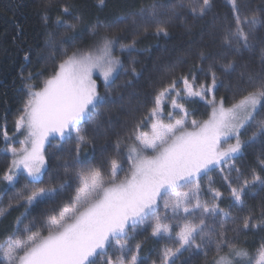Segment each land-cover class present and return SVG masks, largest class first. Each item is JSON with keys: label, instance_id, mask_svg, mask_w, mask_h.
<instances>
[{"label": "snow or ice", "instance_id": "1", "mask_svg": "<svg viewBox=\"0 0 264 264\" xmlns=\"http://www.w3.org/2000/svg\"><path fill=\"white\" fill-rule=\"evenodd\" d=\"M227 3L231 19L220 22L212 13L213 0H180L170 6L153 0L111 23L97 22L91 28L90 43L86 47L74 43L70 54L63 45L76 40L74 34L83 19L73 15L74 4L61 3L56 30L47 33L45 48L37 53L38 58L52 62L51 73L39 86L31 83L35 79L31 72L26 77L21 73L27 98L15 127L27 134L19 148L8 144L12 160L0 177V201L21 178L24 185L13 192L6 206L0 203V217L16 208L24 212L16 218L13 232L0 241V264H146L147 257L141 255L144 241H136L144 232L154 240L174 242V247L162 249L160 264H175L184 251L208 257L213 248L216 255L207 264H251L248 250L229 238L227 225H235L232 231L237 233L264 229V197L255 206L248 204L249 197L255 199L264 191V8L250 9L249 0ZM98 4L103 6L105 0ZM52 6L53 0H41L45 26ZM177 20L189 33L197 23H210V34L222 33L218 50L201 51L193 69L172 76L155 91L148 111L134 120L126 135L117 136L113 153L107 157V171L94 164L85 166L89 157L94 159L97 152L104 157L108 151L112 120L110 115L104 120L99 109L116 103L111 94H101L98 80L107 90L124 68L121 57L137 51V43L149 35L150 28L156 37H169V28ZM129 26L131 42L123 43ZM60 28L63 32L57 36ZM257 47L260 70L242 65L235 84L226 85L217 66L230 77L238 64L236 59L225 63L223 57L243 59L245 53L255 54ZM24 59L30 61V54L26 52ZM135 63L132 60L125 69L133 78L140 75ZM198 73L204 75L203 80ZM132 82L125 81V86ZM221 87L232 92L230 104L227 96L217 99ZM193 98L210 108L207 119H189L194 112L185 104ZM89 122L91 135L83 126ZM3 136L10 141L7 131ZM50 137L59 139L51 144ZM101 137L105 142L98 144ZM46 144L56 159L63 160L52 171L47 167ZM257 144L261 148L258 167L246 173L229 163L243 155L246 147ZM215 168L227 185L231 207L247 210L242 218L221 207L224 193L212 186L211 177V202L201 199V181ZM69 188L73 194L57 203ZM44 202H49V209L30 220L19 235V226L31 210ZM217 218L219 231L208 224ZM255 264H264V244L257 250Z\"/></svg>", "mask_w": 264, "mask_h": 264}, {"label": "trees", "instance_id": "2", "mask_svg": "<svg viewBox=\"0 0 264 264\" xmlns=\"http://www.w3.org/2000/svg\"><path fill=\"white\" fill-rule=\"evenodd\" d=\"M65 0H53V6L48 9L49 22L47 26L42 23L40 4L41 0H0V177L7 170L11 163L10 153L7 151L8 144L4 140L3 133L7 131L9 136L17 135L15 120L23 108L24 101L27 98V91L24 86L25 82L21 79V73L26 77L28 73H32L35 77L31 83L38 86L42 81L51 73L53 64L50 60L40 59L37 53L45 48V39L47 33L56 30L55 20L60 15V5ZM68 3L74 4L73 15H80L83 23L74 34L76 40L66 41L63 48H67L69 54L72 51V46L76 45L86 47L91 41V28L97 22L111 23L117 17L124 14L132 13L139 8L141 4L152 3L153 0H105V4L100 6L98 0H67ZM158 3L172 5L179 3L180 0H156ZM187 2V0H185ZM257 7L264 8V0H249V8L255 9ZM243 11V10H242ZM212 13L216 14L220 22H224V18L231 19L230 6L227 0H213ZM187 21L191 23V16H187ZM70 22H74L71 18L66 17ZM209 18H206V21ZM119 27V26H118ZM142 31V29H141ZM63 32L60 28L57 36ZM154 28L149 29V35L142 37L136 45L137 51L132 55L125 54L122 56L124 61V68L115 76L112 83L107 90L103 83H99V91L101 94H111L116 99V103L107 104L103 109H99L104 113L103 119L107 120L111 116L112 126L107 137V153L101 157L97 152L95 158L89 157L84 161L85 166L96 165L102 167L104 171L108 170L107 157L112 155L117 136L126 135V129L131 126L134 120L146 113L151 107L152 97L155 91L163 84L168 83L172 76L179 77L182 73L189 72L193 66L198 62V57L201 51L205 53H214L219 47V38L222 34L220 31H215L210 23L200 24L197 23L192 31L186 32L185 25L179 20L174 21L169 28L170 35L167 38L156 37L152 35ZM132 39L131 26L125 33L123 43H130ZM61 48L57 53V61L61 58ZM30 54V61L24 59L25 53ZM47 57V53H44ZM259 47H257L255 54L245 53L243 59L224 56L223 62L231 59H236L238 68L237 72L233 73L230 77L222 75V69L217 66V74L221 77L227 85L230 82L235 84L240 66L247 64L248 68L252 71H259ZM135 60V68L140 75L133 78L130 73L125 74V69H128L130 62ZM207 65L205 64V68ZM168 69H173L168 73ZM200 80L204 79L202 73H198ZM132 80L130 86H125V81ZM246 87V85H241ZM221 95L228 97V103L232 102V92L225 91L224 87L220 88L217 93V99ZM189 111L194 112V116L189 119L195 118L197 120L207 119L210 113L203 101L199 98H193L190 102L185 104ZM89 132L92 133L91 122L83 125ZM147 130V129H146ZM251 129H249V134ZM246 138V137H244ZM59 138H51V144H55ZM16 141V140H15ZM104 138L101 137L97 143H104ZM15 145H18L16 142ZM48 153V170L52 171L57 165L62 164L63 160L56 159L53 154L51 145L46 144ZM261 152L260 145H252L245 148L243 155L238 156L234 161L236 167H240L246 173L253 167H258L257 157ZM62 171V170H61ZM123 175V173H121ZM236 173L233 172L232 176L235 177ZM209 177L212 178V186L219 189L224 193V198L220 201L221 207L229 211L231 215L240 216L241 218L246 215L244 212H239L235 207H231L232 201L229 199V190L219 168H215L203 177L201 183L204 187V194L202 200H210V193L208 192ZM47 176H45V181ZM24 185V179L21 178L15 189L9 190L3 195L2 203L7 205L9 197L14 191H19ZM0 187H3L0 183ZM73 194V188L61 194L57 198V203H60L64 198ZM261 197H264V191L259 192L255 199L249 197L248 204L255 206ZM50 207L49 202H44L31 210V215L28 219L23 221L19 226V235H23V227L35 217L40 216L41 213L48 210ZM24 212L23 208H16L10 211L5 217H0V241H3L16 226V218ZM198 223V218L196 220ZM242 224V219L240 221ZM210 227L219 231V219L216 221L208 220ZM235 225L229 223L228 236L233 239L238 247L245 248L250 253L251 264H255L257 258V250L264 244V229L250 230L248 232H234L232 229ZM136 241H144V246L141 252L143 257H147L146 264H152L153 260L160 264V253L164 247H174V242L171 240L161 239L159 241L149 237L148 232H144L136 237ZM136 241H133V246ZM227 252V249H225ZM223 254V253H221ZM215 250L209 252L208 257H205L203 252L195 253L193 251H184L182 255L176 259L175 264H207L213 256Z\"/></svg>", "mask_w": 264, "mask_h": 264}, {"label": "rangeland", "instance_id": "3", "mask_svg": "<svg viewBox=\"0 0 264 264\" xmlns=\"http://www.w3.org/2000/svg\"><path fill=\"white\" fill-rule=\"evenodd\" d=\"M99 83H103V81L102 80H98V85H99ZM104 84V83H103ZM16 134L17 135H13V136H9L10 137V143L13 145V146H15V147H17V148H19L20 147V141L21 140H23L24 138H25V136H26V132H17L16 131ZM52 137H50L49 139H51ZM57 138V137H56ZM16 140V141H15ZM16 142L18 143V145H15L16 144ZM46 147V146H45ZM7 149H8V147H7ZM8 151V150H7ZM10 156H11V154H10ZM11 160H12V156H11ZM11 162V161H10Z\"/></svg>", "mask_w": 264, "mask_h": 264}]
</instances>
